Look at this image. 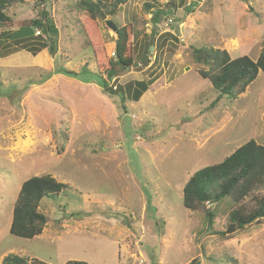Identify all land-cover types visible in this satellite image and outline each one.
Masks as SVG:
<instances>
[{
  "label": "rangeland",
  "instance_id": "1",
  "mask_svg": "<svg viewBox=\"0 0 264 264\" xmlns=\"http://www.w3.org/2000/svg\"><path fill=\"white\" fill-rule=\"evenodd\" d=\"M78 1L25 0L0 28V264L10 254L49 264H264V220L221 238L215 232L228 233L230 199L209 205L212 228L182 203L197 171L249 141L264 146V74L238 100L215 105L218 95L201 77L209 69L192 55L213 47L256 61L264 0L130 2L114 20L139 33L138 68L118 74L116 66L114 76L99 74ZM44 15L37 35L32 23ZM96 22L111 41L108 19ZM21 28L47 49L34 56L16 47L8 35ZM151 79L135 101L134 83ZM44 175L68 188L42 202L49 223L41 236L17 238L10 228L21 187ZM255 196L264 197V187Z\"/></svg>",
  "mask_w": 264,
  "mask_h": 264
},
{
  "label": "trees",
  "instance_id": "2",
  "mask_svg": "<svg viewBox=\"0 0 264 264\" xmlns=\"http://www.w3.org/2000/svg\"><path fill=\"white\" fill-rule=\"evenodd\" d=\"M43 1V0H40ZM136 0H80L75 8L87 13V19L81 21L82 31L86 37L89 49L92 51L100 75L112 76L116 74V66L121 72H133L138 68L135 63V37L139 36L132 23L120 25L114 19L118 16L121 8ZM176 7L174 0H169ZM25 4V0H0V28L11 24L13 19L8 15V10ZM147 8L151 5L147 4ZM105 16L108 22L115 23L117 32L112 40H104L101 29L96 20ZM135 17V16H134ZM34 20L32 25L41 28L44 19ZM160 19V13H155V24ZM107 22V25H108ZM109 31H113L108 27ZM167 34V33H166ZM16 47L27 50L34 56L47 49L45 42H34L24 32L23 28L9 33ZM166 36H170L169 34ZM17 37V38H15ZM55 50L50 47V53L55 55ZM115 54V55H114ZM192 55L197 64L209 70H202L201 77L209 81L218 95L215 105L223 99L236 101L247 89L264 74V51L255 61L248 56L232 59L225 50L213 47H201L193 49ZM149 56L143 58L147 59ZM55 72L77 78V73L66 69ZM50 78L55 73L50 72ZM157 80L138 81L133 85V99L139 101ZM105 92L109 96H115L118 92L104 85ZM117 90V89H116ZM115 90V91H116ZM131 93V95H132ZM120 94V93H119ZM123 94V93H122ZM125 95V94H123ZM124 102V97L122 98ZM264 187V146L255 141H249L224 161L208 166L197 171L188 180L183 190L182 203L186 210L191 211L208 222L212 228L217 216L209 205H215L225 199L232 201V206L227 212L229 225L237 227L238 231L258 224L264 220V197L255 196ZM67 185L58 182L51 175L36 176L25 181L16 200L10 234L22 239H34L43 234L49 218L41 212L42 202L46 199H56ZM250 198V203L245 200ZM221 238H232L227 231L215 232ZM3 264H49L38 259H27L16 254L8 255ZM66 264H89L84 261H69Z\"/></svg>",
  "mask_w": 264,
  "mask_h": 264
},
{
  "label": "water",
  "instance_id": "3",
  "mask_svg": "<svg viewBox=\"0 0 264 264\" xmlns=\"http://www.w3.org/2000/svg\"><path fill=\"white\" fill-rule=\"evenodd\" d=\"M101 18H102L103 21H107V17H105V16H101ZM108 27H109L110 29H112L114 32H117V27H116L115 23L109 21V22H108ZM236 229H237L236 226L231 225V226L228 228V234H231V233H232L234 230H236Z\"/></svg>",
  "mask_w": 264,
  "mask_h": 264
},
{
  "label": "built area",
  "instance_id": "4",
  "mask_svg": "<svg viewBox=\"0 0 264 264\" xmlns=\"http://www.w3.org/2000/svg\"><path fill=\"white\" fill-rule=\"evenodd\" d=\"M36 33H37V35H41L42 34V32L40 31V30H36ZM115 55V54H114ZM143 263V262H142Z\"/></svg>",
  "mask_w": 264,
  "mask_h": 264
},
{
  "label": "crops",
  "instance_id": "5",
  "mask_svg": "<svg viewBox=\"0 0 264 264\" xmlns=\"http://www.w3.org/2000/svg\"><path fill=\"white\" fill-rule=\"evenodd\" d=\"M143 96H144V95H143ZM139 101H141V99H140ZM139 101H138V102H139Z\"/></svg>",
  "mask_w": 264,
  "mask_h": 264
}]
</instances>
